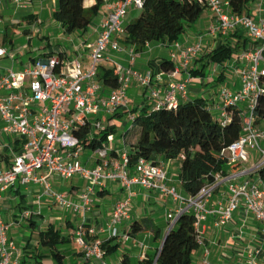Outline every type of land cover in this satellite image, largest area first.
I'll list each match as a JSON object with an SVG mask.
<instances>
[{
    "label": "built area",
    "instance_id": "2783aa9c",
    "mask_svg": "<svg viewBox=\"0 0 264 264\" xmlns=\"http://www.w3.org/2000/svg\"><path fill=\"white\" fill-rule=\"evenodd\" d=\"M182 3H199L206 6L214 15V22L205 33L200 34L192 44L174 43L171 61L175 67L169 71L156 73L153 69L144 72L133 68L138 53L130 50V66H114L119 87L107 96L101 92L98 81L99 68L108 59L109 52H124L121 43L125 36V20L130 8L141 10L145 0H114L106 3L108 14L102 22L99 37L88 46V63L79 58L65 61L57 54H47L41 59H31L21 71L13 68L5 70L0 65V122L4 124L1 133L15 136L18 151L11 156L10 166L1 167L0 157V201L2 193L16 186L39 185L43 192L37 197L40 203L43 197H49L61 209L75 214L91 212L95 203L97 189H104L108 182L123 184L129 191L128 198L118 201L107 227L87 230L79 226L71 232L72 239L81 248L86 261L91 264H111L105 257L103 242L91 237L107 233L108 239L133 241L129 228L124 222L131 220V208L134 193L133 186L158 191L173 198L176 207L167 214L169 230L185 213L195 216L194 227L199 243L209 216H218L217 227L226 226L235 212L241 207L255 220L264 223V129L257 124L255 107L263 89L264 78V21L257 22L247 15L232 12L228 0H178ZM18 6H25L26 0H13ZM4 0H0V12ZM242 29L253 41V45L243 52L240 59L244 67L237 70L239 88L222 87L220 100L211 103L209 109L217 111V119L226 124L231 116L230 108L241 113L242 132L239 138L225 147L220 157L229 165L246 164L257 152L258 161L253 172L258 175L254 180L234 184L238 174L230 176L222 172L214 176V182L202 188L196 196L184 197L176 187L168 185V172L162 163L140 158L131 166L129 150L123 141V150H114L104 141L96 148L92 158L96 167L88 168L80 161L85 145L76 135L88 128L86 138L91 142L102 141L110 127L103 124L104 116H115L120 111H130L131 101L128 91L134 83L149 90L148 99L153 109L161 107L175 109L182 100L189 99V85L193 82L190 65L203 52L205 39L218 34ZM11 52L0 46V61ZM183 73L186 78H181ZM169 78L166 88L153 87V82ZM246 103L247 110L240 104ZM130 120L134 116L130 114ZM109 135L107 136V139ZM57 175L69 180L79 175L88 182L77 199L55 190L51 177ZM228 182L230 197L226 205L220 203L210 207L214 191L222 183ZM31 212L24 214L25 218ZM119 226H123L121 233ZM11 224H7L0 214V264H18L19 248L9 237ZM141 248H145L140 243ZM258 251L249 254L247 263L255 264ZM200 264H212L211 251L205 248Z\"/></svg>",
    "mask_w": 264,
    "mask_h": 264
},
{
    "label": "crops",
    "instance_id": "0c3cea01",
    "mask_svg": "<svg viewBox=\"0 0 264 264\" xmlns=\"http://www.w3.org/2000/svg\"><path fill=\"white\" fill-rule=\"evenodd\" d=\"M9 1L12 4H15L13 0H5ZM250 1V0H249ZM48 2L51 3L53 7L52 19L54 18V12L57 8V0H26L25 6H18L19 11L18 14L21 15L24 22L28 25H31L32 28L29 26L26 28L24 32L30 35L32 32H52L53 29L55 30L61 29L62 32H65L62 25L58 22V24H53L52 22L45 23V21L41 18V13L46 12L48 9ZM96 3V0H84V7L86 9L92 7ZM256 10L250 9V17L253 18L255 21L260 22L264 21V0H258V5ZM36 7L37 9H35ZM256 8V7H255ZM35 10L32 12H25L27 10ZM209 10V9H207ZM21 11V12H20ZM210 11V10H209ZM108 5H104L101 9L99 15L96 19L92 22L89 28L86 31H76L75 33L71 34L74 36L72 39L71 44H73V49L76 54L75 58H79L83 61L86 65L88 63V46L93 43L100 35L102 30V22L105 19L106 15L108 14ZM51 16H49L50 18ZM134 20H130L132 22ZM214 22V16L212 21L210 22L209 26ZM0 23H2V14L0 12ZM127 17L125 20V25H127ZM185 33V32H184ZM183 33V34H184ZM203 34L201 32H198ZM205 33V32H204ZM199 34L190 33L180 38L178 41L187 45L192 44L196 41ZM6 38H4L0 44L1 47H5ZM230 41L232 44H237L242 40H247L245 46L241 49L240 52L235 53V59L231 62L230 67L232 68L233 72V84L230 85L231 88L237 89L240 86L237 70L244 67L245 63H243L240 59V56L248 50L252 45L253 41L248 37L245 31L242 29L235 30L229 32L227 34H218L213 37H209L204 42V48L202 54L195 59L190 65V74L193 77V82L189 85V99L195 98H204L209 103L217 102L213 96L215 92L216 86H218V82L222 84V82L227 77V69L225 68L226 65H220L214 69V77H210V81L206 80L205 76L195 75V71L203 67L206 61V55L211 52L213 49L217 48L219 45ZM177 42V41H176ZM176 42H171L168 39L159 42H151L147 43L143 50L137 51L135 46H126L124 52H117L114 56L108 55V59L104 60L102 66L107 67H114L117 64H122L124 66H130L129 59H130V50L134 49L138 53L137 60L133 65V68L144 72L148 69H153L156 73L163 71L161 69L162 63L164 60L171 59L172 53V45ZM7 48V47H6ZM210 49L207 53H204L205 50ZM11 52V51H10ZM112 52H109V54ZM47 54H57L60 56L61 59L65 61H70L72 58L70 57L69 53L66 51H58V53H54L53 51L45 53ZM170 57V58H169ZM169 58V59H168ZM11 59L12 66L15 65L16 56L14 53L11 52V56H6L3 60ZM114 60V61H113ZM113 62V65L112 63ZM20 65H23L21 61L18 62ZM187 74L183 73L181 78H186ZM213 78L216 79V82H213ZM169 82V78L164 76L163 81L158 82L155 80L153 82V87L163 86L166 88ZM210 88L206 87L209 85ZM101 92L103 95L107 96L111 91L103 86H101ZM148 92L149 90H145L144 88L140 87L138 84L134 83L130 88V101H131V109L130 111H120L115 117L121 116L123 113L132 114V111L141 112L144 108L149 110L153 109V102L148 99ZM187 100H182L184 102ZM114 116H111V118ZM260 127V125H259ZM261 128V127H260ZM113 129V128H111ZM264 129V128H262ZM16 140H13L12 143H2L0 141V157H1V167L6 169L10 166L11 156L15 151H18V146L15 145ZM114 150H123L124 145L121 149L112 147ZM252 159L246 164H234L228 165L226 169L225 176H230L233 174H238L232 182L236 185L245 182L246 180H254L258 177L257 174L253 172V167L255 163L258 161ZM157 161L165 165V168L168 172V185L174 186L177 190L184 196L190 197L189 194L186 193L184 190L181 180L179 178L180 170H181V159H172L167 160L164 159L162 156L157 157ZM92 164V163H91ZM96 164V163H95ZM54 176L51 177V180ZM264 177V176H263ZM83 179V178H82ZM87 182V181H86ZM88 183V182H87ZM228 182L222 183L220 186L216 188L213 193V196L210 200V207H217L220 203L226 205L228 199L230 197L229 190H228ZM81 189L75 184H73L70 188L69 194H67L72 199H77L78 195L81 193ZM8 192L6 195H2V199L0 201V214L1 217H5V222L7 224H11L9 237L17 244L19 248V263L26 264V258L30 257V253L33 254V258L37 264L42 262L43 264H55L54 258L51 255V251L44 247L40 239L32 244L30 238L33 236L29 228L32 226L38 225V219L36 215H43L45 214V210L48 213L50 209H52L54 202L51 201H42L39 203L37 197L39 194L43 192V189L39 185H30L28 187L23 186H14L9 190L5 191ZM3 192V193H5ZM132 192L134 193L133 201H132V208H131V220L124 222L123 226L126 228H130L132 221H141L145 218H150L153 220L155 226L159 227L162 231L161 236L165 237L166 233L169 230V223L167 220V214L171 212L175 207L176 203L174 202L173 198L162 194L158 191H151L140 186H133ZM220 193L216 197H214L215 193ZM64 193V192H63ZM66 194V193H65ZM130 195V191L121 183L117 182H108L106 188L104 189H97L95 193V203L94 207L91 212L86 214H79L83 215V224L82 226L85 229H96L104 227V221H107L109 224L112 218L114 206L118 201L125 200ZM107 198H109L107 200ZM22 209L21 216H18L17 210L14 208ZM26 212H31V216L28 218L24 217ZM70 213V212H69ZM158 218H161L159 221ZM52 217L49 218V225L50 227H55L56 224H60L63 226L69 227L73 226L72 224V217L71 216H59L57 218L56 223H53ZM22 221L21 225L26 223V228H16L18 226L19 221ZM218 221V216L211 215L209 216L208 220L205 222V230L200 238V248L199 250L195 251L193 254V264H200L203 252L205 248L210 249L211 251V261L212 264H248V256L251 253L258 251L256 254L255 264H264V223H261L255 218L248 214L243 207H241L237 212H235L232 220L224 227H217L216 222ZM28 223V225H27ZM99 227H95V224ZM19 227V226H18ZM48 227V228H50ZM79 227V226H78ZM77 227L72 228V231ZM47 230V229H46ZM43 231V230H41ZM71 231V232H72ZM70 241H74L72 239L71 234L68 235ZM133 237V245L132 248L136 250V253L133 255L129 254L131 261L135 258L137 261L144 260L148 258V256H152L158 247L160 248L163 239L156 240L154 233L151 230L143 231L141 233L136 234ZM91 239L100 240L103 243L105 241L111 240L108 239L107 233H100L97 236L91 237ZM118 242H122L120 239H117ZM76 243V242H75ZM140 243L145 245V248L140 247ZM113 245V244H112ZM40 252L37 254L33 252L34 250ZM80 248V247H79ZM105 251V250H104ZM65 256V262L70 257L72 258L73 255L79 254L82 256L84 264H91L85 260L84 255L81 251L79 252H72L67 253L66 251H61ZM124 253L123 255H125ZM134 258H133V257ZM105 257L107 259L108 255L105 251ZM41 259V260H40ZM120 261L117 264H122L123 256L120 257ZM133 263V262H132Z\"/></svg>",
    "mask_w": 264,
    "mask_h": 264
},
{
    "label": "trees",
    "instance_id": "16d2710c",
    "mask_svg": "<svg viewBox=\"0 0 264 264\" xmlns=\"http://www.w3.org/2000/svg\"><path fill=\"white\" fill-rule=\"evenodd\" d=\"M114 0H96L86 9L84 0H57L54 18L71 35L76 31H86L107 2ZM121 1V0H119ZM232 12L250 16L249 0H228ZM208 8L199 3H182L178 0H145L144 7L137 19L125 25V36L122 42L126 46H135L137 51L143 50L147 43L168 39L178 41L187 26L197 23ZM247 40L237 44L230 41L219 45L206 55L202 68L195 75L205 76L207 61L226 65L235 53L241 51ZM52 55V54H51ZM175 67L171 60H164L161 69L169 72ZM101 86L110 91L119 87V80L114 67L101 66L98 72ZM263 89L257 99L255 116L257 124L264 120V78ZM211 103L204 98L190 99L180 102L177 108L161 107L158 110L144 108L141 112L132 111L134 125L124 134L133 167L140 158L154 164L158 156L164 159H181L179 178L190 196H196L208 184L214 182L217 173H226L227 161L220 157L221 151L235 142L242 132L241 113L230 108L231 116L226 124L219 122L209 109ZM88 128L76 132L85 147L96 149L102 146L112 129L110 128L102 141L91 142L86 138ZM264 176V171L262 172ZM193 213L183 214L175 226L169 231L160 250L136 264H193V254L199 250L200 243L194 227ZM151 230L155 239H163L161 229L155 226L150 218L134 221L129 228L131 236ZM39 239L44 247L51 251L55 264H67L66 256L60 251L58 244L70 241L60 230L50 227L40 231ZM115 239L105 241L102 245L107 255L115 252L118 245H112ZM157 261L155 263V260ZM21 264V263H18ZM122 264H133L129 254L123 255Z\"/></svg>",
    "mask_w": 264,
    "mask_h": 264
},
{
    "label": "rangeland",
    "instance_id": "374dc122",
    "mask_svg": "<svg viewBox=\"0 0 264 264\" xmlns=\"http://www.w3.org/2000/svg\"><path fill=\"white\" fill-rule=\"evenodd\" d=\"M51 1V0H49ZM249 5L250 8L253 10L257 9V6H253L258 5V0H250L249 1ZM48 6V10L44 13H41V18L45 21V23L48 22H52L53 24H58V22L54 19H52V13H53V7L51 5L50 2H48L47 4ZM256 7V8H255ZM35 9H37L36 7H34ZM19 7L16 4H12L9 1H5L3 3V6L1 8V14H2V23H0V44H2V40L4 38H6V42H5V47H7L12 53L15 54L16 56V62L15 65L12 66V61L11 59H7V60H3L2 62H0V65H2V67L7 70V69H11L13 68L15 71H21L24 69V65L27 64L31 59H41L42 56L45 55V53L51 52L53 51L54 53H58V51H66L67 53H69L70 57L72 59H74L76 57V54L74 52L73 49V44H71L70 41H72V39H74L73 35H69L65 32H62L61 29L55 30V28H52L53 31L52 32H32L30 35L26 34V32H24L26 30L27 27H31V25H28L27 23L24 22L23 18H21V15L18 14L19 11ZM35 11L33 9L31 10H27L25 12H32ZM21 12V11H20ZM141 13V10H134V8H130L128 10V14H127V23H129L130 20H135L139 17ZM49 16H51L49 18ZM213 13L209 10H205L200 18V20L190 26H187L185 28V33L181 36V38H183V36H185L186 34H190V33H196L200 35V33H204L208 27L210 22L212 21L213 18ZM96 19V18H95ZM94 19V20H95ZM206 39H209L206 38ZM205 39V40H206ZM121 47L122 49L125 48V44L122 42L121 43ZM210 51V49L205 50L204 53H208ZM115 53L117 52H112V53H108V55L114 56ZM236 56H233V58H231V60L226 62V73H227V77L226 79L221 83L218 82V86H216L215 88V92L213 94L214 98L216 100H220V91L222 87H229L230 85H232L234 79V75H233V70L230 67L231 62L235 59ZM170 58V57H169ZM168 58V59H169ZM21 61L23 63V65H20L19 63H17ZM114 61V60H113ZM113 65V62H111ZM120 64V63H119ZM220 66V63L218 62H212V61H207L206 64V69H205V78L206 80L210 81V77H214V69ZM213 82H216V79L213 78ZM206 87L210 88V83L209 85H206ZM128 98H130V90L128 91ZM247 105L246 103H242L240 104V107L243 110H247ZM212 114L214 117H218L219 113L217 111H212ZM103 120V124L106 126H109L110 128H113L112 131L109 134V138L104 140V142L106 144H108L110 147H116L121 149L123 147V141H124V134L126 132H128L131 127L134 125L133 121L130 120V117L128 115V113H123L121 116L119 117H112L111 116H104L102 118ZM4 124L0 122V141L2 143H12L13 140L15 139V136L8 134V133H1V130L3 128ZM260 127L264 128V120H262L260 122ZM13 144V143H12ZM96 151V149H93L91 147H86L84 152H82L80 161L82 162V164L88 168H94L96 167V161L94 158H92L94 155V152ZM253 160L252 161H256L257 157H259L257 152H253ZM92 163V164H91ZM51 183L53 185V187L55 188V190L59 191V192H64L66 194H69L70 192V188L73 184L77 185L79 187V189H81L82 191H84L88 185V183L86 182V180L82 179V177H80L79 175H75L74 177H72L69 180H65L63 178H60L57 175H54L53 179L51 180ZM17 186H20V184L18 183ZM81 191V192H82ZM8 192L2 193V195H6ZM220 193H215L214 197H216L217 195H219ZM109 198H107L108 200ZM52 201V199H50L49 197H43V202L45 201ZM15 210H17V215L21 216V211L22 209L19 208H14ZM70 211H66L61 209L58 205H55L52 207V209L49 210V212L47 213L45 210V214L43 215H36L38 222L36 226H32L31 228H29L28 230H30V232L32 233V237L30 238V240L32 241V244H34L35 242H37L39 240V234L40 231H46V229H48V227H50L51 225H49V218L52 217V221L53 223L58 222L57 218L59 216H71L72 217V224L73 226H63V228L60 226V224H56L55 228L60 230L61 233L64 236H67L71 234L72 228L74 227H78V226H82L83 224V215H78L75 214L73 212ZM5 220V217L3 218ZM159 221L161 220V218H158ZM134 221L130 222V224H132ZM22 221H19L18 226H16V228H21L20 230H22V228H26V223L23 225L24 227H22L21 225ZM95 224V223H94ZM28 225V223H27ZM107 227L108 223L107 221H104L103 224H101V226ZM95 227H99L97 224H95ZM123 226H119V229L121 231V233L124 232V229L122 228ZM113 245H118V248L115 250V252L111 253L108 255L107 257V261H109L111 264H117L118 261H120V257L123 256L124 253H129L131 255L134 256V254L136 253V250L134 248H132L133 245V241L130 242H118L117 239L113 240L112 242ZM58 247L60 249V251H66L68 254L72 253V252H79L80 248L79 246L74 242V241H68L65 243H60L58 244ZM42 250V248L39 249V251L34 250L33 252H35L36 254L38 252H40ZM30 255V257L26 258V264H37L35 260V258H33V254L30 253L28 254ZM132 256V257H133ZM134 258V257H133ZM41 260V259H40ZM136 259L134 258L132 260L133 264H136ZM38 262V260H37ZM67 264H84L83 258L82 256H80L79 254L73 255L72 258H68L66 261ZM39 264H43L42 262H40Z\"/></svg>",
    "mask_w": 264,
    "mask_h": 264
},
{
    "label": "water",
    "instance_id": "95a60500",
    "mask_svg": "<svg viewBox=\"0 0 264 264\" xmlns=\"http://www.w3.org/2000/svg\"><path fill=\"white\" fill-rule=\"evenodd\" d=\"M169 231H170V230H168V232L166 233V235H165V237H164V239H163V241H162V244H161V246H160V250H161V248H162V246H163V244H164V242H165V239H166V237H167ZM156 261H157V258H156V260H155V263H156Z\"/></svg>",
    "mask_w": 264,
    "mask_h": 264
}]
</instances>
